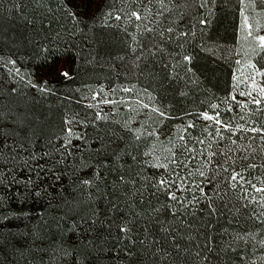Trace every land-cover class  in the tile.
<instances>
[{
    "label": "trees",
    "instance_id": "16d2710c",
    "mask_svg": "<svg viewBox=\"0 0 264 264\" xmlns=\"http://www.w3.org/2000/svg\"><path fill=\"white\" fill-rule=\"evenodd\" d=\"M244 1L0 0V264H264V45L236 76ZM103 81L154 99L149 161L80 96Z\"/></svg>",
    "mask_w": 264,
    "mask_h": 264
},
{
    "label": "rangeland",
    "instance_id": "374dc122",
    "mask_svg": "<svg viewBox=\"0 0 264 264\" xmlns=\"http://www.w3.org/2000/svg\"><path fill=\"white\" fill-rule=\"evenodd\" d=\"M264 37V0H245L242 7L240 40L243 59L236 68V76H240L249 67V55L257 46H263L260 40ZM8 60L7 58L4 61ZM12 66L11 61L7 62ZM70 74L68 63L63 60L58 75L66 77ZM80 96L86 101L93 102L97 114L119 123L120 130L128 142L131 141L139 148L136 154L141 162L149 161L155 150L156 142L165 143L159 133H155V117L153 115L154 99L151 94L135 84H122L120 81L109 85L107 82L85 83L79 87ZM135 146H130L134 149ZM162 173V172H160ZM166 178V174L158 176ZM179 181L182 178L178 179ZM178 182V181H177ZM170 178L168 184L177 183ZM182 182V181H181ZM179 182L175 184L180 187Z\"/></svg>",
    "mask_w": 264,
    "mask_h": 264
},
{
    "label": "snow or ice",
    "instance_id": "6c2138e0",
    "mask_svg": "<svg viewBox=\"0 0 264 264\" xmlns=\"http://www.w3.org/2000/svg\"><path fill=\"white\" fill-rule=\"evenodd\" d=\"M260 40L262 41V42H264V37H260ZM257 104H260L261 103V101H259V100H257V101H255ZM206 119H211V117H205ZM253 131H259L258 129H253ZM234 179H235V177H234ZM174 198V197H173ZM122 231H125V229H122Z\"/></svg>",
    "mask_w": 264,
    "mask_h": 264
}]
</instances>
